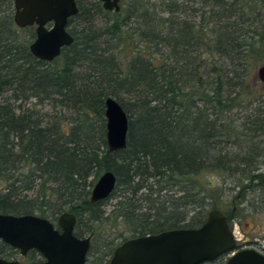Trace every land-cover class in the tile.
Returning a JSON list of instances; mask_svg holds the SVG:
<instances>
[{"label":"trees","instance_id":"obj_1","mask_svg":"<svg viewBox=\"0 0 264 264\" xmlns=\"http://www.w3.org/2000/svg\"><path fill=\"white\" fill-rule=\"evenodd\" d=\"M97 5L110 22L98 27L97 12L80 1L68 22L74 42L49 62L30 52L34 27L22 40L12 28L14 0H0V211L51 221L73 212L75 234L84 237L111 219L103 208L121 188L130 194L120 203L122 215L131 221L128 205L137 211L138 194L149 208L165 198L164 211L167 204L179 210L165 197L174 190L194 214L165 226L163 217L138 213L131 237L198 227L211 209L232 225L241 211L225 210L212 181L202 178L228 173L251 182L243 189L255 180L264 187V98L245 132L221 116L243 108L242 93H254L248 85L264 60V0H121L119 12ZM109 96L129 117L127 146L116 152L106 139ZM105 170L116 174V188L91 204L93 176ZM0 254L21 255L3 242ZM27 256L43 260L35 249Z\"/></svg>","mask_w":264,"mask_h":264},{"label":"water","instance_id":"obj_2","mask_svg":"<svg viewBox=\"0 0 264 264\" xmlns=\"http://www.w3.org/2000/svg\"><path fill=\"white\" fill-rule=\"evenodd\" d=\"M99 1L105 10H121V0ZM79 11L76 0H14L13 18L18 27H35L30 52L50 62L74 42L68 22ZM257 77L264 84V64L258 67ZM104 104L107 146L110 152H116L127 146L129 117L115 97H107ZM116 185L114 171L105 170L91 190L90 203L110 197ZM57 223L58 228L50 219L36 214L0 211V243L18 249L22 256L37 250L43 260L31 264H86L91 236L75 234L76 214L63 212ZM235 249L236 240L227 215L221 209H211L198 227L128 238L115 248L109 261L101 264H205ZM0 264H20V260L0 254ZM226 264H264V254L245 248L230 255Z\"/></svg>","mask_w":264,"mask_h":264},{"label":"rangeland","instance_id":"obj_3","mask_svg":"<svg viewBox=\"0 0 264 264\" xmlns=\"http://www.w3.org/2000/svg\"><path fill=\"white\" fill-rule=\"evenodd\" d=\"M84 5L90 8L92 13L97 12L94 17V22L98 27H105L107 23L110 22L109 19H104V13L98 10L97 0H85ZM12 28L14 30H17L19 40L24 39L28 33L26 28L18 27L15 23ZM134 37L139 41V38L136 35H134ZM138 45L143 46L144 43ZM133 48L134 47H131V49ZM262 64H264V60L254 66L252 70L253 72L250 76L248 86L254 93L250 96L244 93L241 94L243 99V108L240 107L235 109L231 113L221 115L222 117L227 118V120L236 125L238 127V131H246L245 123L247 122V119L252 113L256 112L255 107H257L259 102L264 98V84L257 77V69ZM252 100V108L250 107V109H247V105L250 104ZM262 108L264 110V105H262ZM44 111H51V107L49 105L45 106ZM66 115H69V113L67 112ZM262 116L264 117L263 113ZM259 166V171L264 172V155H261L259 157ZM103 172L104 171L98 174L97 177H95L96 175L93 176V178L95 179L93 186L95 185L98 178ZM243 179L244 178L240 175H230L228 173L212 172L205 175L202 178V182L207 183V181L209 180L212 181V189L215 194V199L216 201L218 200L221 203L224 202L223 208L225 210L235 207L241 211V214L238 215L233 222L235 235L240 238L242 236L241 233L247 231L248 234L253 235V239H259L258 244L254 243L248 248H253L264 254V187H256L255 184L257 183V180H255L252 182V188L249 187L243 189L242 183H251L249 182V180ZM1 185H3V183H0V186ZM174 189L176 190L175 187ZM125 195H127L128 197V195L130 194L127 193V190L121 188L120 190H118L117 195L113 198L108 199L106 204L104 205L103 209L106 211L105 216L110 215L109 217H111L112 221L111 219H109L97 223L95 225L97 229L96 235H94L93 233H86V236H91V238H93L92 252H90L86 264H101L107 262L109 257L106 255L107 253H110L111 247H115L116 245L121 243L125 238H129L134 234L133 222L135 223L139 221V219H141V217L138 216V213L150 214L151 219L163 217L161 218V220L165 222L166 226L171 224L172 222L178 221L179 216L183 215L184 213H187V217L189 218L195 212L194 210H191V205H188L187 207L182 206L183 199L180 201L177 200L178 198H180V195H182V193L170 190L168 194L165 195V197L172 199L176 203L178 202L179 210L175 208V204H167V208H169L167 209L168 212L164 211L163 205H165V198H160L161 200H163L162 205H157L155 208H149V202L144 201L143 196L141 194H138L133 199V201L136 202V205H138L139 207L137 211L133 212V208L128 205V211L132 212L131 215L136 220H126L125 215H122V210L120 206V203L123 202L125 199ZM159 214H161V216H159ZM52 222L56 223L57 220L52 219ZM121 233L123 234V236L120 235ZM231 254L220 257L217 260L206 264H226ZM10 258L11 257H9L8 259ZM15 258L19 259L22 264H30L32 262L29 256H22L17 254Z\"/></svg>","mask_w":264,"mask_h":264},{"label":"flooded vegetation","instance_id":"obj_4","mask_svg":"<svg viewBox=\"0 0 264 264\" xmlns=\"http://www.w3.org/2000/svg\"><path fill=\"white\" fill-rule=\"evenodd\" d=\"M77 1V4H78V6H79V2L80 1H85V0H76ZM30 27H34V26H30ZM35 28V27H34ZM55 224V226L58 228L59 226H58V223L56 222V223H54ZM77 224V223H76ZM231 224V223H230ZM232 228H233V230H234V224L232 223ZM243 230V229H242ZM244 231V230H243ZM241 237L240 238H238L237 236H235V240H236V249H235V252H237V251H239V250H242V249H245V248H248L249 246H251V245H253L254 243L255 244H258L259 243V239H253V235H251V234H248L247 233V231H244V232H242L241 233ZM85 237V236H84ZM87 237V236H86ZM93 238H91V244H92V240ZM122 243V242H121ZM120 243V244H121ZM119 244V245H120ZM118 246V245H117ZM28 255V254H27ZM26 255V256H27ZM228 255V254H227ZM223 256H226V255H223ZM223 256H221V257H223ZM112 257V256H111ZM110 257V258H111ZM109 258V259H110ZM109 259L107 260V261H109ZM20 263H21V261H20Z\"/></svg>","mask_w":264,"mask_h":264}]
</instances>
